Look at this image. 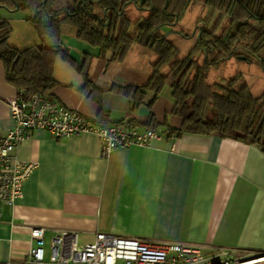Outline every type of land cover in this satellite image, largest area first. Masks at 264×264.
<instances>
[{"label": "crops", "instance_id": "1", "mask_svg": "<svg viewBox=\"0 0 264 264\" xmlns=\"http://www.w3.org/2000/svg\"><path fill=\"white\" fill-rule=\"evenodd\" d=\"M122 72L118 69L110 83L89 78L106 87L150 83L138 69L130 80H123ZM30 77L36 82L52 77L54 103L94 122L103 108L108 119L96 124L123 131L154 129L161 139L105 158L95 136L57 140L48 132H34L16 152L20 161L37 167L23 185V197L3 210L0 264L28 257L37 247L31 239L34 229L46 231V259L56 232L76 233L80 246L108 235L196 245L207 253L223 250L230 260L264 257V154L258 147L211 136L169 137L168 130H180L184 121L174 115L167 87L155 91L152 86L136 108L107 89L100 103L92 102L80 92L82 76L58 60L50 72ZM17 96L0 63V138L15 126L9 103ZM151 115L155 121L148 127ZM253 264H264V258Z\"/></svg>", "mask_w": 264, "mask_h": 264}, {"label": "trees", "instance_id": "2", "mask_svg": "<svg viewBox=\"0 0 264 264\" xmlns=\"http://www.w3.org/2000/svg\"><path fill=\"white\" fill-rule=\"evenodd\" d=\"M56 1L0 0V9L28 14L27 22L42 42L41 46L20 50L9 44V37L0 38V63L4 66L6 83L18 93L23 92L24 101L40 96L55 102L52 91L57 83L53 78L36 82L28 74L29 63L44 60L45 53L50 52L80 73L85 83L80 92L94 103L101 102V94L107 89L124 95L138 108L152 86L157 91L165 84L174 103V115L184 121L180 130H168L169 137L179 139L185 134L218 137L258 147L264 154V91L255 96L242 75L217 86H210L207 80L212 69L231 60L238 51L258 57L264 50V0H200L206 16L197 21L193 38L184 32L174 34L178 32L173 33V29L181 23L194 0H74V5L65 10H56ZM128 3L133 6L136 3L139 11L148 13V17L136 22L132 36L129 34L132 22L124 18ZM95 6L104 16L107 11V17L95 16ZM64 27L75 29L77 38L97 48L101 58L111 53V61L123 63L135 46L154 54L158 60L153 65L154 75L149 85L144 88L94 85L86 70L87 64L78 66L62 47ZM162 28L172 31L171 34L156 38ZM9 30L11 24L0 18V35ZM46 40H55L58 44L48 46ZM261 63L264 69V59ZM165 70L168 72L163 76ZM246 105L249 111L242 121ZM209 107L217 110L210 118ZM232 109L234 112L229 113ZM108 116L102 108L96 122L102 124ZM154 121L151 115L147 126L151 127Z\"/></svg>", "mask_w": 264, "mask_h": 264}, {"label": "built area", "instance_id": "3", "mask_svg": "<svg viewBox=\"0 0 264 264\" xmlns=\"http://www.w3.org/2000/svg\"><path fill=\"white\" fill-rule=\"evenodd\" d=\"M14 128L0 138V223L3 210L12 208L23 197V185L36 165L17 158L19 147L36 131L50 133L55 139L95 136L102 147V157L133 147L147 148L161 138L156 131L96 124L93 120L35 96L24 101L23 92L9 103ZM46 231L34 229L31 239L37 245L21 262L8 264H253L261 255L230 261L223 250H210L182 243H154L133 238L98 235L92 244L80 246L78 235L56 232L51 238L46 259Z\"/></svg>", "mask_w": 264, "mask_h": 264}, {"label": "rangeland", "instance_id": "4", "mask_svg": "<svg viewBox=\"0 0 264 264\" xmlns=\"http://www.w3.org/2000/svg\"><path fill=\"white\" fill-rule=\"evenodd\" d=\"M73 5L74 0H57L55 9L65 10ZM93 10L95 16H100L101 18L103 16L105 18L98 6H95ZM203 16H206L205 8L200 4L192 3L182 16L181 23L173 29V33L184 32L192 37L194 33L193 28L196 27L197 21ZM28 17L29 15L23 12L10 13L7 10L0 9V18L11 24V30L7 31V33L1 34L0 38L9 37V44L20 50L28 49L33 46H41L42 42L38 38L36 31L33 26L27 22ZM146 17H148L147 12H141L133 5L126 7L124 18H127L132 22V27L129 31L131 36L135 33L136 22L139 21L140 18ZM254 25L256 26L257 24L255 23ZM171 32L172 31L170 30L162 28L157 31L156 38H165L170 35ZM61 42L62 47L66 48L69 51V54L75 59V61H77L78 66L83 65L84 62L87 64L86 70L90 78L98 77L99 80L105 83H110L109 80H112V77L118 73V69L119 71H124L121 74V78L123 80L133 79L135 77L134 71L137 72V69L142 76L152 78L154 75L153 65L157 62V57L154 54L146 52L139 46L133 47L126 62L118 63V61H111V53H108L104 58H101L99 50L79 40L77 38V32L73 28H63ZM57 44L58 42L55 40L45 41V45L48 46H56ZM195 50L192 54L195 53ZM107 58L109 60L104 62ZM263 59L264 50L260 52L258 57L248 55L243 51H238L236 56H234L231 60L219 64L208 73V84L210 86H217L222 84V81L224 80H231L238 75H242L244 81L249 86L250 91L255 96H258L264 91V69L261 63ZM54 60H58L59 62H63L65 65L72 67L70 64L65 63L60 57L54 56V54H51L50 52H46L44 60L39 62L31 61L29 63L28 74L30 76H37L42 71L50 72ZM167 72L168 71L165 70L162 75L164 76ZM161 87H163L165 91L167 90L165 84H162ZM162 90L161 92L163 93ZM149 95L151 96V93H149ZM209 108L210 118L214 115V113H217V110L215 107ZM248 111L249 107L246 105L244 112L241 114L242 121H244V117ZM233 112L234 109H232L229 113Z\"/></svg>", "mask_w": 264, "mask_h": 264}, {"label": "water", "instance_id": "5", "mask_svg": "<svg viewBox=\"0 0 264 264\" xmlns=\"http://www.w3.org/2000/svg\"><path fill=\"white\" fill-rule=\"evenodd\" d=\"M131 4H132V3H128L125 7H127V6H129V5H131ZM134 6H136V3H134ZM123 12H124V11H123ZM105 16L107 17V11H106V13H105ZM107 25H108V23H107ZM196 33H197V30L194 31L192 37H190V38L195 37ZM174 34H179V35H180V33H174ZM201 36H202V32L200 31V33H199V39L201 38ZM167 37H169V35H168ZM167 37H165V38H167ZM262 258H264V257H261V256H260V257H257V258H255V259H252V260H253V261H256V260H259V259H262Z\"/></svg>", "mask_w": 264, "mask_h": 264}]
</instances>
